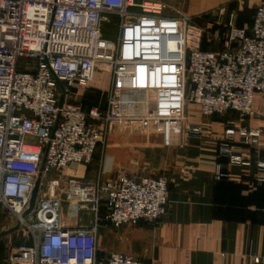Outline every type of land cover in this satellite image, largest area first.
Here are the masks:
<instances>
[{
	"label": "built area",
	"instance_id": "1",
	"mask_svg": "<svg viewBox=\"0 0 264 264\" xmlns=\"http://www.w3.org/2000/svg\"><path fill=\"white\" fill-rule=\"evenodd\" d=\"M172 11L167 0H0V206L28 235L10 262L144 264L119 251L100 256L98 231L166 215L167 174L121 170L81 188L72 181L66 211L59 193L64 171L91 163L116 124L142 122L167 144L183 145L203 133L188 120L189 104L205 115L234 114L219 155L255 166L256 181L264 183V126L246 124L264 118L255 105L264 95V0L250 28L230 12L212 49L191 46L192 16ZM106 15L117 17L112 46L103 44ZM104 68L112 80L105 106L86 110L79 96ZM42 165L34 210L24 216ZM215 176H227L220 164Z\"/></svg>",
	"mask_w": 264,
	"mask_h": 264
},
{
	"label": "crops",
	"instance_id": "2",
	"mask_svg": "<svg viewBox=\"0 0 264 264\" xmlns=\"http://www.w3.org/2000/svg\"><path fill=\"white\" fill-rule=\"evenodd\" d=\"M260 1L183 0L182 7L192 13L214 12L221 7L237 15L242 12L236 23L250 28ZM170 4L173 14H177L180 9L172 0ZM106 73L108 78L102 85L96 84L95 75L90 88L96 89V84L107 93L112 80L111 73ZM255 105L264 110L263 94L256 95ZM186 114L190 122L202 127L203 133L190 137L183 145L167 144L159 133L151 139L136 138L126 149V158H122L119 146L128 138L121 142L120 137L109 135L106 144L96 149L91 163H73L64 171L66 179L106 181L118 175L121 163L129 172L169 176L166 215L154 222L141 220L119 228L101 226L100 256L119 251L144 264H264V183L256 181L255 166L231 164L218 151L226 120L234 114L205 115L195 104L187 106ZM246 124L263 127L264 118ZM251 157L254 159V155ZM218 164L226 177L216 178ZM3 230L0 226V233ZM11 234L0 236V264H11L4 254ZM14 252L13 247L9 255Z\"/></svg>",
	"mask_w": 264,
	"mask_h": 264
},
{
	"label": "rangeland",
	"instance_id": "3",
	"mask_svg": "<svg viewBox=\"0 0 264 264\" xmlns=\"http://www.w3.org/2000/svg\"><path fill=\"white\" fill-rule=\"evenodd\" d=\"M168 3H170L171 0H167ZM174 5L180 9L179 12L187 14L192 16V20H191V26L189 27V41H190V45L191 46H198L203 48V49H211L213 47H217L218 44L217 43H213V34L215 33V31H218L221 26L223 25V23H225L228 19V15L230 12H227V10L225 9V11L221 12V9H218L214 12L212 11H208V12H201V13H192V12H186L183 11V0H172ZM182 8V9H181ZM222 8V7H221ZM251 9V8H250ZM252 10V9H251ZM255 10V8H254ZM176 13V12H175ZM236 13V12H235ZM242 12H238V15L241 14ZM227 18H224L226 17ZM237 15V13H236ZM237 15V16H238ZM113 21H117V17L114 15H106L105 16V20L102 23V38L105 40L103 42V44H105L106 46H112L113 45V41L116 39V25L113 23ZM195 36L198 39H195ZM201 39V40H200ZM107 41V43H105ZM200 42V43H199ZM106 70L109 71L108 69H99L96 72V84L98 85H102L104 83V81L108 78V73H106ZM95 84V88L94 89L96 92H92L93 93V97H91L89 100L92 101L93 103L97 104V105H104L105 100H106V91H104V89L102 87H98ZM83 95L79 96V98L82 99L84 97V95H86V91H82ZM88 97V95H87ZM87 100V98H86ZM117 125V126H116ZM111 132V136H115V137H120L119 139L121 140V142H125L126 138H128L126 140V143H122L123 145L119 146V148L121 149V157L122 158H126L125 153H126V149L128 147H130L133 143V141L138 138H153V135H158L159 132H157L155 129H153L150 125H144L142 122H133L130 124H116ZM111 140L108 141V143H110ZM129 141V142H128ZM124 164V163H122ZM119 168L122 170H125L126 167H124V165H119ZM74 181L72 183V185L77 186L78 188H81V182L84 181H80V180H74V179H66L64 177V181H63V187L59 189V193L62 196H64V202L63 203V208L66 211L67 210V206H69V196L67 195V191L68 190V186L71 184V182ZM81 216H83V220L85 223H90L91 220V216L88 214H82ZM0 223L2 227H4V230H8L14 226L17 225V221L14 217H12L10 214H8L7 211H5L3 209V207L0 206ZM3 230V231H4ZM11 243L10 245H6L4 247V254L7 258V260L10 262L9 258H10V250L14 247V250L17 251L18 247L24 243H28V235L26 233L25 228L23 227H19V229L11 232ZM10 234V233H9ZM8 235V234H6ZM101 255H103V252H101ZM11 264H17V262H10Z\"/></svg>",
	"mask_w": 264,
	"mask_h": 264
},
{
	"label": "water",
	"instance_id": "4",
	"mask_svg": "<svg viewBox=\"0 0 264 264\" xmlns=\"http://www.w3.org/2000/svg\"><path fill=\"white\" fill-rule=\"evenodd\" d=\"M64 101V95L62 94L60 96V105H62ZM42 170H43V165L41 166V170H40V173H39V176H38V179L35 183V186H34V189H33V192H32V197L30 199V204H29V207L27 208V210L24 212V216H27L28 214H30L33 210H34V207H35V204H36V200H37V197H38V193H39V189H40V183H41V179H42ZM20 227V224L17 223L16 226L8 229V230H4L0 233V236H3V235H6V234H9L17 229H19Z\"/></svg>",
	"mask_w": 264,
	"mask_h": 264
},
{
	"label": "trees",
	"instance_id": "5",
	"mask_svg": "<svg viewBox=\"0 0 264 264\" xmlns=\"http://www.w3.org/2000/svg\"><path fill=\"white\" fill-rule=\"evenodd\" d=\"M203 49V48H202ZM88 92V93H87ZM94 92H96L94 89H92V88H88L87 90H86V95H84V97H83V99H82V105L84 106V108L87 110V109H89L90 107H92V106H95V105H97V104H95V103H93L92 101H90L89 99L91 98V97H93L94 95H93V93ZM87 95H88V97H87ZM86 98H87V100H86ZM102 106V105H101ZM105 106V103H104V105L102 106V107H104ZM99 255H100V253H99Z\"/></svg>",
	"mask_w": 264,
	"mask_h": 264
}]
</instances>
